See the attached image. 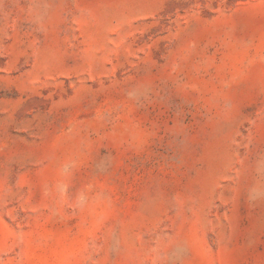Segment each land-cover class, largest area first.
I'll return each mask as SVG.
<instances>
[{
  "label": "rangeland",
  "instance_id": "obj_1",
  "mask_svg": "<svg viewBox=\"0 0 264 264\" xmlns=\"http://www.w3.org/2000/svg\"><path fill=\"white\" fill-rule=\"evenodd\" d=\"M0 264H264V0H0Z\"/></svg>",
  "mask_w": 264,
  "mask_h": 264
}]
</instances>
